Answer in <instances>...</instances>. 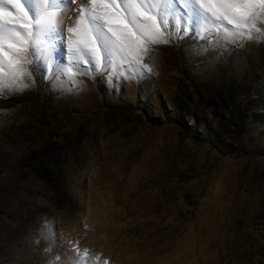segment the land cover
Instances as JSON below:
<instances>
[{
  "label": "rangeland",
  "instance_id": "1",
  "mask_svg": "<svg viewBox=\"0 0 264 264\" xmlns=\"http://www.w3.org/2000/svg\"><path fill=\"white\" fill-rule=\"evenodd\" d=\"M93 10L107 11L66 19L62 43L38 39L55 71L3 60L0 264H71L77 247L84 264H264V34L217 43L202 29L210 47L151 45L142 75L135 53L97 72L76 52ZM28 22L5 29L27 39Z\"/></svg>",
  "mask_w": 264,
  "mask_h": 264
},
{
  "label": "snow or ice",
  "instance_id": "2",
  "mask_svg": "<svg viewBox=\"0 0 264 264\" xmlns=\"http://www.w3.org/2000/svg\"><path fill=\"white\" fill-rule=\"evenodd\" d=\"M40 3L49 4L61 15L57 16L56 12L40 14L34 7H30ZM75 3L77 0H0V5H12L16 10L14 13L0 7V74L3 73L4 59L15 66L19 64L15 57L23 59L22 54L32 57L30 63L33 65L31 71L18 68L22 74L31 76L32 72H40L42 69L55 71L48 58L49 49L38 50L35 45L42 35L51 37L53 34H56L62 43L65 20L70 18L76 23L88 4L104 5L107 11L103 15L96 14L95 10L90 13L83 35L77 41L76 52L83 57L86 50L90 59L86 60L85 64L97 72H103L110 67L114 59H120L122 62L128 60L131 64L134 61L128 57L135 53L138 57L135 63L139 65L135 71L142 75L143 68L151 71L148 65L143 63V58L149 57L154 51L151 45L169 44L173 40L195 35L198 40L204 41L206 48L210 47L212 40L202 34V29L217 43L221 39L238 43L230 38H262L256 34H264V29L249 22V16L254 11L253 6L259 5L261 10H264V0H80V9L73 10L69 5ZM74 11L75 14H72ZM22 18L29 21L19 25V28L28 29L27 39L19 31L5 29L6 23L11 24ZM68 31L75 32L76 29L69 27ZM33 37L37 39L34 40ZM48 43L51 45V41ZM37 52L40 53L41 63H37ZM29 86L21 82L16 90ZM9 91H12L11 87ZM4 95L6 93L3 82L0 81V96ZM70 252L73 253L71 264H84L88 249L77 247Z\"/></svg>",
  "mask_w": 264,
  "mask_h": 264
},
{
  "label": "bare ground",
  "instance_id": "3",
  "mask_svg": "<svg viewBox=\"0 0 264 264\" xmlns=\"http://www.w3.org/2000/svg\"><path fill=\"white\" fill-rule=\"evenodd\" d=\"M69 19H70V18H69ZM70 20H72V19H70ZM74 25H75V24H74ZM74 29H76V31L74 32L75 34H76L77 31H80V28H75V27H74ZM77 33H79V32H77ZM79 35H81V34H79ZM79 35L76 34L75 36H79Z\"/></svg>",
  "mask_w": 264,
  "mask_h": 264
}]
</instances>
